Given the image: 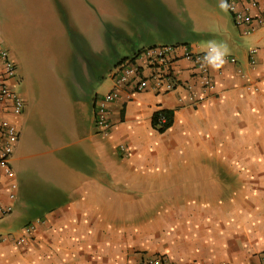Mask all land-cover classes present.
<instances>
[{"label":"crops","instance_id":"0c3cea01","mask_svg":"<svg viewBox=\"0 0 264 264\" xmlns=\"http://www.w3.org/2000/svg\"><path fill=\"white\" fill-rule=\"evenodd\" d=\"M27 1L32 14L20 4L16 14L12 1L5 31L0 26L18 68L11 85L25 102L18 116L11 101L0 102V124L10 120L20 131L0 264H134L152 256L264 264V28L242 34L220 0H119V12L105 0ZM212 39L226 42L237 63L211 70L215 89L201 104L183 87L123 90L110 106L112 129L100 131L95 97L113 88L117 66L135 61L151 76L144 49L198 53ZM170 71L203 97L182 53ZM161 110L174 112L163 133L152 123ZM10 182L1 172L4 200ZM29 225L34 233L17 244Z\"/></svg>","mask_w":264,"mask_h":264},{"label":"built area","instance_id":"2783aa9c","mask_svg":"<svg viewBox=\"0 0 264 264\" xmlns=\"http://www.w3.org/2000/svg\"><path fill=\"white\" fill-rule=\"evenodd\" d=\"M231 8L228 10L232 15L235 25L242 30V34L250 35L258 28H264V0H228ZM259 49L254 48L249 52V62L255 65V56ZM182 53V57L190 62L195 71V78L203 93V97L193 91L190 85H182L175 75L170 71V65L176 59L177 55ZM203 52H193L184 46H160L144 49L140 53L142 57L154 72L151 76H145L142 68L130 61L121 64L115 68L112 73L113 88L102 96L95 97V122L100 131L107 134L112 129L110 121V106L119 99L123 90L130 89V93L143 92L149 88L159 92H171L179 87L189 90V101L198 106L205 99V94L215 89L211 69L202 68L199 58ZM227 61L237 63L234 57L228 56ZM0 63L4 69L3 79L0 80V102L11 101L12 113L21 115L24 111L25 102L20 94L13 88V83L18 76V68L12 59L9 50L0 40ZM183 101V100H182ZM165 122V119L162 120ZM20 131L10 120H3L0 124V173L2 172L10 179V191L7 200L0 197V222L11 215L14 211V202L16 201L17 183L16 174L11 166V157L19 142ZM121 151L126 148L121 146ZM35 231L34 225L25 227L22 235L15 239L17 244L27 242L30 235ZM264 263V253L262 254ZM134 264H170L163 256H152L143 259Z\"/></svg>","mask_w":264,"mask_h":264},{"label":"clouds","instance_id":"9594fccd","mask_svg":"<svg viewBox=\"0 0 264 264\" xmlns=\"http://www.w3.org/2000/svg\"><path fill=\"white\" fill-rule=\"evenodd\" d=\"M222 11L227 12L231 5L228 0H220L218 5ZM203 54L199 58L202 68H209L213 71H219L228 62L227 58L231 55L229 45L224 41L215 39L206 42V47L202 50Z\"/></svg>","mask_w":264,"mask_h":264},{"label":"rangeland","instance_id":"374dc122","mask_svg":"<svg viewBox=\"0 0 264 264\" xmlns=\"http://www.w3.org/2000/svg\"><path fill=\"white\" fill-rule=\"evenodd\" d=\"M12 1H15V7H17L16 9H15V11H16V14H18L20 11H21V8L18 6L19 4L21 5V7H22V9H24L23 7H25V5H26V11L29 13V14H32V12L34 11V9H30L29 7H32V6H29V5H27V4H23V2H26L27 0H0V26L3 28V30L5 31V29H6V23H7V17H8V13H9V11H12L13 9H10V7H13V5H12ZM29 1H31V0H29ZM48 1H50V0H48ZM106 1V3H107V5H106V3H105V6L107 7L106 9L108 10H110V11H115V10H118L117 12H119L121 9V6L124 4H122V3H120V2H118L119 0H105ZM28 2V1H27ZM34 2V0H32V2L31 3H33ZM131 2V5H133L134 3H132V2H134V0H126V2L125 3H130ZM9 4H10V6H9ZM103 4V3H102ZM130 6V5H129ZM141 10H142V12H144L145 10L144 9H142L141 8ZM65 15H67V14H65ZM144 16H146V14H144ZM115 29L113 28L112 29V32H113V36L115 37V36H118V31H114ZM135 43H137V42H135ZM123 50H125L124 48H123V45H120V46H118V48H117V51H123Z\"/></svg>","mask_w":264,"mask_h":264},{"label":"trees","instance_id":"16d2710c","mask_svg":"<svg viewBox=\"0 0 264 264\" xmlns=\"http://www.w3.org/2000/svg\"><path fill=\"white\" fill-rule=\"evenodd\" d=\"M163 119H165V122H162ZM152 123L153 126L158 128L160 132H166L173 126L174 112L169 110L158 111L154 114Z\"/></svg>","mask_w":264,"mask_h":264}]
</instances>
